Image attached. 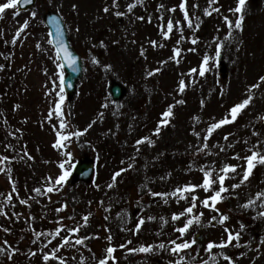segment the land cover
I'll return each mask as SVG.
<instances>
[{
    "label": "rangeland",
    "instance_id": "1",
    "mask_svg": "<svg viewBox=\"0 0 264 264\" xmlns=\"http://www.w3.org/2000/svg\"><path fill=\"white\" fill-rule=\"evenodd\" d=\"M180 2L143 0L129 12L127 4L135 0H117V6L112 0H35L26 11L19 13L15 6L0 14V65H4L0 68V87H7L6 94L0 95V118L9 132L6 138L0 137V148L4 146L12 158L0 164L5 169L0 172V209L7 213L0 214V248L17 249L11 259L0 252V264H60L56 259L44 261L43 254L57 248L68 235L66 228L83 224L82 217L88 213L91 215L87 225L69 237V245L59 248L57 255L67 264H98L109 245L115 248L109 264H169L180 255L186 257L187 264H212V255L216 256L215 264H228L219 255L222 251L235 264H264V216L258 215L264 207L260 206V199L255 207H241L264 192V165L257 164L248 181L231 189L232 184L239 183L246 167L244 159L233 158L235 154L243 158L253 150L264 153V82L259 81L264 76V0H246L240 29L234 24L241 14L229 11L237 0H215L212 5L209 0H186L192 28L183 18ZM105 7L108 12H104ZM173 7L176 11H169ZM213 8L219 11H212ZM205 9L211 15H204ZM47 10L61 14L71 43L83 60L76 94L72 101L62 102V117L54 112L61 69L57 68L59 61L42 21ZM32 11L37 12L36 17L31 16ZM117 12L124 15L118 16ZM225 16L232 21L231 30ZM196 17L200 18L199 28H195ZM169 18L174 27L166 39L162 31L167 30ZM25 20L29 26L13 44L12 38ZM176 21H180L179 25ZM181 34L184 39L177 44ZM150 41H156L157 46ZM217 43L223 45L219 58L225 67L224 77L217 68ZM174 47L182 52L171 60ZM192 48L195 51H189ZM205 55L209 56L208 70L200 76L199 65ZM157 68L159 72L147 75ZM192 68L197 71L190 73ZM181 79L186 84L183 92L179 90ZM113 84H119L124 91L118 100L109 94ZM253 84L259 86L249 93ZM248 95L253 99L237 118L214 130L205 141L208 127L225 116L231 119V107ZM169 105L173 106V115L161 125L157 135L154 129L164 119L162 113ZM61 119L67 124L65 129H59ZM89 124L92 127L87 132L72 136L65 147H54L58 129L74 133ZM142 137L154 143L137 145ZM198 148L202 150L198 152ZM65 152L71 155L65 156ZM84 156L94 161L91 179L85 184L71 183L72 168ZM61 163L64 169L60 168ZM224 164L240 167L236 173H229L225 181L229 191L217 204L219 212L198 202L193 215L203 212L201 222L193 224L181 238L175 229L183 226L188 216L179 221H172L171 216L186 208L191 196L178 203L177 197L151 193H171L185 184H200L201 168H211L215 179ZM122 168L125 171L114 182V173ZM64 170L70 173L67 182L59 191L47 193V178L54 180ZM35 188L41 192L33 191ZM9 193L11 200L7 199ZM194 194L202 200L211 193L197 189ZM22 199L27 203L21 204ZM64 204L67 207L57 212ZM221 214L228 216L223 224L219 222ZM149 216L155 219L148 220ZM212 216H217V220L209 224ZM60 217L64 219L60 221ZM140 217L145 218V223L137 232L135 225ZM58 221L65 226L60 236L47 235L59 226ZM5 228L10 231L5 232ZM225 228L240 233L239 246L233 241L224 249L206 252L210 241L227 240ZM34 232L45 235L37 239ZM196 234L202 239L196 240L191 249L178 254L170 251V240H191ZM109 235L111 241L107 239ZM83 236L89 238L83 245H75L74 238ZM160 243L165 244L164 249L158 248ZM121 244L125 247L120 248ZM149 244L154 246L152 252L128 251ZM33 252L35 255H31Z\"/></svg>",
    "mask_w": 264,
    "mask_h": 264
},
{
    "label": "snow or ice",
    "instance_id": "2",
    "mask_svg": "<svg viewBox=\"0 0 264 264\" xmlns=\"http://www.w3.org/2000/svg\"><path fill=\"white\" fill-rule=\"evenodd\" d=\"M19 2V0H7V2L5 3H0V14L4 13V11L6 9H10V8H15L16 4ZM23 3H31L32 0H22ZM113 2V6H117V0H112ZM143 0H135V3H128L127 4V9L129 12H131L137 4L142 3ZM215 3V0H209V5H212ZM246 0H237L236 6L234 9H229V11H235L236 13H240L241 15H239V17L235 20V24L234 27L237 29H240L242 27V21L244 19L243 17V9L245 6ZM73 7L75 8L76 6L73 5ZM159 7H163V5H160ZM195 7V6H193ZM179 9L181 11H183V18L185 21H187L188 27L192 28L193 27V20L189 18V12L186 9V0H181L180 4H179ZM109 8L105 7L104 8V12H108ZM169 11H176V8L173 7L171 9H169ZM212 11H219L218 8H213ZM116 15L120 16V15H124V13L122 12H117ZM204 15H211V12H209L208 9L204 10ZM31 16L32 17H36L37 16V12L36 11H32L31 12ZM138 19H144L143 17H138ZM151 19V18H149ZM199 17H196V23H195V28H199L200 27V23H199ZM225 21L228 23L229 25V29L231 30L233 24L232 21L228 19L227 16L224 17ZM180 21H176V24L179 25ZM29 26L28 24V20H25L23 22V24L17 29V31L15 32V35L12 38V43H16L17 38L21 35L22 32H24V30ZM173 19L169 18L167 21V25H166V31H162V35L164 38H169L170 33H172L173 31ZM179 31L181 33H183V28H180ZM229 36H231V31H229ZM227 38V37H226ZM184 39V36L181 34L180 39L177 40V44H180L181 40ZM49 44H53L55 43V53L56 56L59 58L60 61H66L68 63V65L70 67L73 68V71H76L75 68V63H76V58L69 52L68 47L66 46V44L64 43L63 40V32L60 29V26L57 25V31H56V38L55 41L53 40H49L48 41ZM150 43L153 46H157V42L156 41H150ZM192 43L195 44L196 43V39L193 38L192 39ZM40 44L37 43V48H40ZM223 45L221 43H217L216 44V52H215V56L218 58L221 55V49H222ZM189 51H195L194 48L189 49ZM182 49L179 47H174L173 48V56L169 57V59L171 60H176V58L181 54ZM141 54L143 55V49H141ZM93 62H97L95 61V58H93ZM179 61L177 60V63ZM209 62V56L205 55L203 57V61L201 62V64L199 65V75L200 76H204L205 72L208 70L207 69V65ZM160 63H166L165 61H161ZM4 65H0V68H3ZM107 67V66H106ZM57 68L61 69L60 71V80H61V84H60V92L58 93L59 95V100L55 102V108H54V112L56 115L61 116L63 115L62 113V102L64 100V95H63V90H64V75H63V63H57ZM160 69H153L152 71H149L147 73L148 76H152L154 75V73L159 72ZM197 71L196 68H192L189 69L190 73H195ZM259 81L264 82V76H260L259 77ZM259 85L258 84H253L251 86H249L248 88V92L250 93L252 89L257 88ZM186 87L185 81L183 79H181L179 81V90L181 92L184 91ZM253 97L251 95H248L247 98L243 99L242 102L236 103L234 106L231 107L230 111V116L231 119L228 118V116H225V118L220 119L218 122L212 123L208 129H207V135L204 136V140L207 141L208 137L214 132V130L219 129L221 126L231 123L233 122L237 116L240 114V112L242 110H244L252 101ZM177 103H183V101H178ZM203 101H201V105L203 106ZM172 105H169L167 110H165L162 113V117L164 119H162L157 127L154 129V133L155 134H159L160 130H161V125L165 124L167 122V118L173 115L172 112ZM52 110H50L51 112ZM67 127V124L65 122L64 119H61L59 122V129H65ZM92 127V124H89L85 129H83L82 131H76L74 133H62L61 131H59V129L56 132L57 135V139L54 143V147L57 148H61V147H65L66 143L70 141L72 136H80L83 135L84 132H87L89 128ZM197 136H199V133H196ZM225 140L228 139V135L226 134L224 137ZM145 141H147L150 145L154 143L153 140H150L148 137H142L140 139H138L136 141L137 145H141L143 144ZM204 147H207V144H204ZM228 147H231V145H228ZM202 149H197V151H201ZM224 149L222 148L221 151H223ZM65 156H70L71 153L70 152H65L64 153ZM234 159H244L246 161V167L243 169V173H242V177L239 180V183H234L231 185V189H238L242 184H244L246 181L249 180V177L252 175L253 173V169L256 167L257 164H261L264 165V153H261L260 151L257 150H253L251 151L250 155H247L246 157L241 158L239 156V154H235V156L233 157ZM8 160L7 156H4L2 158H0V164H3L4 161ZM129 167H131V165H129ZM240 167V165H236V164H224L223 167L219 170V174L216 175V178L213 179V170L211 168H201L200 171L203 173V179L202 182L200 184H185L183 186L177 187L175 188L171 193H156V192H152L151 195L152 196H162V197H167L169 195L173 196V197H177V202L179 203L180 200H187L189 196H191V200L190 203L188 204V206L186 208H184L181 212L179 213H173L171 216L172 221H179L181 217L185 216L187 214L188 218L186 219V221L184 222L183 226L175 229V231H177L180 234V237H184L185 233H187L190 229V227L193 224H200L201 222V218L203 216V212L199 213L198 215H193L194 209L197 207V204L199 202L200 205H202L204 208H211L216 212H219V209L217 208V204L221 201H223L225 199V196L223 195L224 193H227L229 191V188L226 187L225 185V181L226 179L229 178V173H236L237 169ZM60 168L64 169L65 165L64 163L60 164ZM10 171V170H9ZM125 171V169H120L119 171H117L116 173H114L112 180L115 182L116 178L121 174V172ZM0 172H5V169L3 167H0ZM69 172L67 170H64L61 172L60 175H58L57 177H55V179L53 180V178L51 176H49L48 179V185L45 186L46 192L47 193H51L53 191H59L60 187H62L68 180L69 177ZM9 179L11 180V176H9ZM219 185L218 188L216 187V185ZM109 188L113 187V184H109L108 185ZM197 189H203V191L205 193H211L210 195H206L202 200L199 198L198 195H195L194 193L196 192ZM13 192L16 191L15 189V185L13 183ZM33 191L40 193L41 189L40 188H35L33 189ZM8 200L12 199L11 193L8 194L7 196ZM257 199L261 200V207H264V192H260L256 194V199H248L246 203H244L243 205H241V207L243 208H249V207H255L256 206V201ZM167 202V201H165ZM21 204H26L27 200H20ZM91 203V202H89ZM67 207V204L62 205L60 208H57L56 211L57 212H61L63 211L64 208ZM0 214H4L7 215L6 212H3L2 209H0ZM91 215V213H88L86 215H84L82 217L83 220V224H77L75 227H67L66 231L68 233L67 236H64L62 239V242L59 246H57V248L53 249V251L51 253L45 252L43 254V260L44 261H49L50 259H56L60 261V264H67V262L64 260L63 257H60L57 255L59 248L63 247L65 245H69L70 240L69 237L72 236V234L74 233H78L81 229V227L86 226L89 220V216ZM119 215V214H118ZM258 215L260 216H264V211H261L258 213ZM64 219V217H60V221H62ZM69 219H74V217H69ZM148 220H153L155 219V217L149 216L147 217ZM161 221L163 223H167V220H165L164 217L160 218ZM217 220V216H212L209 224H211L213 221ZM226 220H228V216L227 215H223L221 214L219 216V222L221 224H223ZM60 221H58L59 226L55 228L54 231L47 233V235H50L52 237H57L60 236L61 231L65 229V226L60 223ZM145 223V218L144 217H140L139 218V222L135 225V230L138 232L141 229V226ZM245 226L243 225V223H241L240 228L243 229ZM5 232L10 231V229L5 228L4 229ZM225 232L227 233V240H222L219 243H215V242H209L207 244V247L205 248L206 252L211 253L212 250L214 248H220V249H224L226 247H228L229 245H231L233 243V241L237 242L236 246H239V240H240V233L239 232H233L231 229L225 228ZM34 235L37 237V239L42 236L45 235L44 233H40V232H34ZM89 237L87 236H83V237H78V238H74L75 239V245H83L85 243V240H87ZM107 239L109 241L112 240V236L109 235L107 237ZM196 237L193 236L191 240H187L184 239L182 242H177L176 240H170L168 243L171 244L173 247H171L170 251L173 254H178L181 253L183 250L186 249H191L193 245L196 244ZM33 243H35V241H33ZM129 243H131V241H129ZM4 244L7 245L8 241L5 240ZM74 246V245H73ZM120 248H124L125 245L121 244L119 245ZM159 249H164L165 248V244L164 243H160L158 245ZM154 250V246L149 244V245H140L138 248H129L128 251L129 252H143V253H149L152 252ZM17 251V249H11V251H9L8 249H3L0 248V252H5L9 259L12 258V252ZM115 251V248L112 247L111 245H109L106 249V256L102 259H100L98 261V264H109V258H113V253ZM31 255H35V252L31 253ZM219 255L223 256L224 259L228 262V264H235L234 260L232 259L231 256L225 254L223 251L219 253ZM241 255H243V253H241ZM215 260H216V256L212 255L210 256V261L212 262V264H215ZM182 262H185V264H187V259L184 255H180L178 259H176L175 261H169V264H182ZM202 264H208V262H202Z\"/></svg>",
    "mask_w": 264,
    "mask_h": 264
},
{
    "label": "water",
    "instance_id": "3",
    "mask_svg": "<svg viewBox=\"0 0 264 264\" xmlns=\"http://www.w3.org/2000/svg\"><path fill=\"white\" fill-rule=\"evenodd\" d=\"M33 3L34 0H32L31 3H23L22 0H19L18 2L19 10H25L31 7ZM43 20H44V24H46L49 29L50 40L55 41L57 25L60 26V29L63 32L64 43L68 47L69 52L76 58V63H75L76 71H73V68L70 67L66 61H60L61 63H63V70H64L63 73L64 93L67 101H70L72 100L74 94L76 93V84L80 79V77L82 76V62L79 56L75 54L74 48L71 46L66 27L64 26V23H62L63 21L59 13L48 11L44 15ZM53 46L55 48V43H53ZM110 94H112L113 99H118L122 96L123 89L118 85H113ZM91 173H92V162L90 161V159L85 158L83 160H80L74 167L71 180L73 182H77L80 180L82 182H85L89 179Z\"/></svg>",
    "mask_w": 264,
    "mask_h": 264
},
{
    "label": "trees",
    "instance_id": "4",
    "mask_svg": "<svg viewBox=\"0 0 264 264\" xmlns=\"http://www.w3.org/2000/svg\"><path fill=\"white\" fill-rule=\"evenodd\" d=\"M2 92H4V89H3V88L0 89V93H2ZM3 128L5 129L4 123H1V122H0V133H1L2 131H4Z\"/></svg>",
    "mask_w": 264,
    "mask_h": 264
}]
</instances>
